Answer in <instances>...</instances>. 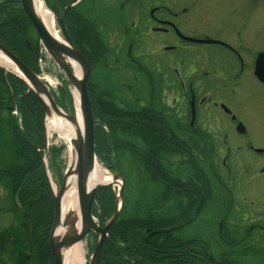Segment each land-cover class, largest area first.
<instances>
[{
	"label": "flooded vegetation",
	"instance_id": "1",
	"mask_svg": "<svg viewBox=\"0 0 264 264\" xmlns=\"http://www.w3.org/2000/svg\"><path fill=\"white\" fill-rule=\"evenodd\" d=\"M85 1L94 8L93 16H95L91 20L87 18V25L80 22L81 13L75 9L83 0H53L54 6L52 5V9L57 18H60L65 8H67L63 15V23L71 41L89 63L91 73L88 81L93 77L91 74L94 71L92 69L94 68V61L98 62L100 60L105 63L107 51L110 53V49L113 48L112 55L108 53L111 59V62H109L110 68H120L125 63H129L128 60L131 58L135 65L133 76L135 84H132L134 93L140 95L138 99L142 105L148 101L149 108L140 105L134 110L127 111L128 108H123L120 111L126 113L132 111L139 125L150 121L151 125L155 126L153 130L160 131L161 142H198L199 159L204 158L209 161L210 158L217 162L216 158L221 155L222 160L217 170L215 169V173L220 177V180L223 179L224 186L222 189H225L227 194L232 193L231 188L227 185L228 182L230 185L236 183V181L240 183L238 184L239 187L236 186L235 188L238 190L243 202L247 200L244 196L245 191L247 192L245 187L251 189L253 185L260 184L264 188V165L259 168L260 161L264 163V152L258 153L255 151V149L264 148V146H255L253 142H228L226 137L219 139L222 133H217L216 130L221 132V126L218 122L216 125L215 122L208 121L212 112L215 110L221 111L224 115V118H222L227 122L225 125L230 122L234 130H237V124L241 123L244 126V131L239 135H246L247 128L243 122L237 118L226 102L220 98L217 99V95L223 92L227 96L239 100L243 97H252L256 91L261 90V86H264V80H260L255 74V61L259 52L255 55L252 46L248 44L242 47V45L228 42L230 34L221 37L217 34L183 28L177 19L181 14L187 13V10L182 8V12L180 11L181 6L179 3L181 1L178 0ZM100 2H102L100 8L105 11L103 17L98 16L95 10ZM126 16L132 17L130 22L128 21V26ZM29 24L32 26L30 21ZM185 37L199 40H217L222 43L196 42ZM37 45V52L34 49L30 52L36 54L38 60L41 61L43 56L46 57L40 43ZM209 46L221 49L224 52L223 55L206 49ZM143 69L147 70L152 76L149 81L143 75ZM146 87L147 89H144ZM127 88L131 90L130 85H127ZM87 89L94 116L96 110L100 111L101 108L94 104V89L90 86ZM143 89L150 94H156L157 100L155 101L145 94L143 97ZM54 95L57 100L60 99L56 94ZM142 97L143 99H141ZM153 101L156 108L161 107L160 112L152 107L154 106ZM2 105L4 110L8 111L10 120H14L15 117L17 122H22L21 115L14 106H11L7 101H2ZM102 105L106 104L102 101ZM105 108L108 111L110 109L108 106H105ZM156 112L164 120L157 118ZM94 119L96 129L97 126H100V120L95 117ZM175 128L179 129L178 135H181L180 137L174 133ZM42 135L43 141L39 142L38 145H34V150L37 152V163H41V168H43L44 160L48 157L59 156L58 150L61 152V147L49 148L44 132ZM202 137H205V140H201ZM219 141L223 145L228 144L225 154H220ZM231 147L235 149L233 154H231ZM186 151L188 153V150ZM242 151L244 154H240ZM161 162V159L159 164L156 162L159 165L157 167L159 170L156 169L158 172L156 171L155 176H160L162 173L167 177L169 176L168 170L164 169ZM34 163H32V166H35ZM18 165L19 161L15 163V166L3 167L0 162V209L8 210L12 214L9 219L0 221V264H45V262L54 264L51 254L50 259L49 256H44L39 251L29 250L30 239L34 248L36 241L38 243V240H35L36 237L45 240L44 233H48L45 232L46 222L42 214L45 210L44 201H48V194L46 197L44 196V200L36 201L34 199L29 201L28 188H25V186L17 187L23 179L20 172L16 173L15 168ZM37 172H40V168ZM248 174H251V176L245 177ZM164 175L163 177H165ZM170 176L174 175L171 174ZM243 177L245 178L243 179ZM258 177L259 179H257ZM190 179L192 181L189 182V180L187 186L179 182L175 184L176 189L182 188L181 195H184V199L186 198L189 203L194 201L193 197L196 195H199V200L202 197L204 198L203 193H206L210 188L208 185L204 189L207 182L204 181L205 179L199 170L193 174L191 173ZM255 179L257 181H254ZM45 184L44 179H41L40 184L34 188V191L41 189L42 185L46 187ZM233 194L236 195V192H233ZM5 199L12 204V208L9 209L2 204V200ZM181 199L183 200V196ZM262 200L263 202L258 206L264 211V198ZM221 202L222 199H219L218 217L220 218V215H223V218H220L219 227L221 233L225 235L221 239L228 240L229 247L219 246V251L213 257L214 263L242 264L236 260V258L240 259L238 256H242V252L236 254V250L237 248H247V251L255 249L261 253L263 257L262 264H264V212L261 216H257V213H253L249 208L246 209L243 203L238 209L233 201L230 205L223 202V204H220ZM249 204L253 207L255 202L251 201ZM35 205H37V208ZM227 207L229 208L226 209ZM35 210L38 213L33 216V221L34 223L37 222L40 236L30 234L32 229L29 226L32 222L28 216L29 214H35ZM246 210L249 212H245ZM186 215L181 224L178 225L187 224L193 218L188 214ZM233 216L237 218L234 220ZM218 217L217 220H219ZM221 243L223 242L221 241Z\"/></svg>",
	"mask_w": 264,
	"mask_h": 264
},
{
	"label": "rangeland",
	"instance_id": "2",
	"mask_svg": "<svg viewBox=\"0 0 264 264\" xmlns=\"http://www.w3.org/2000/svg\"><path fill=\"white\" fill-rule=\"evenodd\" d=\"M178 1H181V3H179L181 6V8H179L180 11L182 12V8H186L187 10V13L181 14L177 19L178 23L183 26V28H188L197 32L217 34L221 37L228 36L230 34L228 42L242 45V47L245 46V44L251 45L255 55L258 52H264V0ZM43 2L52 12L56 23L55 28L57 29V35L61 38V34L58 29L59 26L56 22L57 16L52 9V5L54 6L53 0H43ZM101 3L102 2L99 3L98 8L95 10L98 16L103 17L105 11L100 8L102 7ZM75 9L81 13L80 22L84 23V25H87V18H90L91 20V18L93 19V17H95L93 16L94 8H92L85 0L80 2L77 7H75ZM13 17L14 21L11 23L17 24V21H19L21 24L20 15H15ZM131 19V16H126L127 26L128 21L130 22ZM26 34V46L28 49H30V51L34 49L37 52V44H39L40 41L32 26L29 28L27 27ZM206 49L220 55H223L224 53L217 47L209 46L206 47ZM111 51H113V48L112 50L110 49V53L107 51L105 63L100 60V62L94 61V68H92L94 71L91 74L93 77L87 81L88 87L90 86L93 88L95 92L94 104L101 108V102L103 101L106 105H110V107H113L114 105L119 109L128 108L127 111L134 110V108L142 105L139 103L138 99L140 95H135L134 93L133 85L135 83L133 76L135 65L130 58L128 60L129 63H125L124 66H120V68L118 67L116 69L110 68L109 62H111V59L108 56V53L109 55H112L111 53L113 52ZM3 56L9 60L5 55ZM220 58L222 57L220 56ZM34 61L35 63H31L34 70L31 68L30 69L39 75L40 78L44 77V81H46L48 84L50 83V91L54 90L56 95L61 97L60 100L62 105L58 104V106L67 114H78L77 112H79V108L75 104V97L72 96L73 91L71 87H67V84L64 81L65 76L63 74L62 68L50 57L44 58L43 56V60L41 61H39L38 57H36L34 58ZM73 63L74 62L71 61V64L69 65L72 67L71 70L74 69ZM11 64L13 63L11 62ZM8 71L11 70H8L0 65V76H3V73L6 74ZM136 73L138 74L139 72ZM143 75H145V78H147L148 81L150 78H152L149 72L144 69ZM57 79L60 81V85H64L70 92L69 95L71 98V103L67 100V98H65V96L63 98V96L60 95V86L56 82ZM127 85L131 86L132 91L127 88ZM261 87V90L256 91L252 97H243L239 100L237 98L235 99L229 97L223 92L217 95V99L220 98L222 101L226 102L231 107L237 118L241 120L247 128L246 135L240 136L239 133L235 131L236 129L234 130L229 121L228 122L230 126L229 124H227L228 127L225 125L227 122L225 119H223L224 115L221 113V111L215 110L210 115L208 121L215 122L216 125L218 122L219 126H221V132H219L220 130H216L218 131L217 133H222L219 139H224V137H226L228 142H253L255 146H264V86ZM144 89H147V87ZM144 89L142 91V96L145 94L147 97L150 96L155 101L157 100L156 94H150ZM7 92V87L0 77V100L5 102L8 96ZM143 97L141 99H143ZM146 103L142 106L149 108L148 101ZM153 103L154 106L152 107L156 108L154 101ZM160 108L161 107L156 108L157 112H160ZM129 112H127V114H133L132 111ZM157 112L156 116L157 118H160L161 115ZM9 116L10 115H8L7 110H4L3 108L0 109V162L2 163L3 167H9L15 166V163L19 161L18 167L15 168L16 173L18 174V172L23 170L24 165H20V159L17 157V154H19V147L17 145L18 141L16 140V136L12 130V127H10L11 122ZM130 118H133V120L129 119L127 120L129 122L125 121V124L121 125L119 129L118 127L114 126L110 128L107 125H103L102 128L97 126L95 129V145L98 147L97 158H100L98 162L99 165L108 172L107 174L113 175L118 173L122 176L123 180L121 182V179L118 178L119 182L114 184V187L111 185L106 186L108 188H106L104 194H95V201L96 197H101L100 200L97 199L98 202H95L94 208L92 210L94 219L99 223V225L104 224L112 215L115 196L118 195L122 183L123 191L121 207L119 218L116 222L117 227L120 229L121 226L124 228V226L129 225V223L131 224L129 226L136 225L134 226L137 228L135 232L132 230H125L126 232L124 233L128 236V238L132 237L131 240H135L136 242L143 241L146 244L155 242L158 245H161L165 243L172 247L184 246L188 245L189 243H197L199 244L196 247L197 251L200 252L201 250L204 252L207 248V255L213 259V257H215L214 254L219 251V246L223 245L225 247H229V241L224 240L223 238L221 239V237H225V235L224 233H221L219 227V222L223 218V215H220L221 219L218 217L219 199H222V202L226 205H230L233 201L238 209H240L239 207H241V203H243L246 209L249 208L253 213H257V216L262 215V212L264 211L261 210L259 206L261 205V202H263L262 199L264 198L263 185L255 184L251 187V189L245 187V190L249 192L247 193L245 191L246 194L244 196L247 198V200L243 202V200H241V196H239L238 190L235 188L236 186L239 187L238 184L240 183L236 181V183H232V185H230L229 182L227 183L225 181L232 190L231 194H227L225 189H222L224 186L223 179L220 180V177L215 173V169L217 170L222 160L221 155L216 158L217 162H214L210 158L209 161L207 159L205 160L204 158V160L199 159V152L197 150L199 148L198 142H161L160 140L162 139L160 136V131H154L153 129L155 126L151 125L150 121L139 125L137 123V119H134L133 115ZM56 119L60 118H55L50 126L45 124L47 131L46 135L48 137L49 148L61 147V152L59 156H55L54 158L48 157V159L44 160L43 168L40 169L39 173H36V176L32 177V180L37 176L42 177V179H44L46 182V190H48V201H44L47 206L45 205V210L42 212L44 216L43 218H45L46 222L45 232L48 233H44L46 236L45 240L36 237L35 240H38V243L36 241L35 247L32 248V250H34V252L39 251L41 252L40 254L49 257L51 256V253L49 248L48 234H50L52 228L55 209V199L53 196V192L55 190L54 186L57 187L56 185H62V178L66 174L71 157L68 147L69 144H67L69 139H67L65 135L61 134V132L56 129V127L54 128ZM100 119L101 118H99V120ZM160 119L164 120L163 118ZM18 124L20 125V122H18ZM174 133L177 136L179 129L175 128ZM176 136H174L175 139H177ZM178 136L180 137L181 135ZM111 137L114 138V141L111 140ZM241 137L242 139H240ZM163 138L165 139V137ZM202 139L205 140V137H202L201 140ZM110 142H112L111 146H113L114 149L109 151V147L107 152L106 145L107 143L110 144ZM32 146L34 148V145ZM218 146H220L221 149L220 154H225L228 144L223 145V143L219 141ZM132 148L134 150H132ZM186 150H188V153ZM231 151V154H233L235 149L231 147ZM240 154H244V152L242 151ZM254 158L256 157L254 156ZM160 159L162 160L161 165L164 167V169L168 170L169 176L167 177L162 173L160 176H155L158 172L157 170H159L157 167L159 166L158 164L160 163ZM145 161L148 165H151V162H158V164H154L152 170V167H145ZM111 164L114 165V167L116 166V173L110 172L109 166H111ZM263 165L264 163L260 161L259 168ZM196 170L200 171V174H202V177L205 179L204 181L208 183L210 188L206 193H203L204 198L202 197L200 199L202 200L201 203L199 200V195L193 197L194 201L189 203L188 200L186 201V198L184 199V195H181L183 191L182 188L179 187V190L178 188L176 189L175 184L176 182H179L184 183V185L187 186L188 181H192L190 179L191 173L193 174ZM222 173L224 172L222 171ZM250 173L252 174V172ZM171 174L174 176H170ZM251 174H248L245 177H250ZM163 175L165 177H163ZM245 177H243V179ZM257 179H259V177ZM257 179L254 181H257ZM27 186L28 185L25 184V188ZM35 187H37V183L35 184ZM233 192H236V195L233 194ZM182 196L183 200L181 199ZM251 201L255 202L253 207L249 206V202L251 203ZM222 202L220 204H223ZM2 204L6 205L9 209L12 208V204H10L6 199L2 200ZM245 212L249 211L246 210ZM37 213L38 211L35 210V214L32 215L35 216ZM185 213L192 216L193 218H191L187 224L178 225L179 223L181 224L184 217L187 216ZM14 215L18 214L15 213ZM11 216L12 214L8 210L6 211L4 209H0V221L7 220ZM28 217L31 221V214H29ZM217 217L219 220H217ZM236 218V216H233L234 220ZM31 222L32 223H30L29 227L33 231L31 230L30 234H32V236H40L41 233H38V227L36 224L37 222ZM116 222L114 224H116ZM118 223H120V225ZM159 230L162 232L149 236L152 231L154 232ZM97 238L98 231L92 229L87 233V236L80 241L84 245V259L86 261L90 259V255L95 248ZM35 240H33V242H35ZM220 240L223 243H221ZM200 243L205 247H200ZM236 252V254H240L242 252V256H238L240 259L236 258L237 262H241L242 264H262V254L255 249L247 251V248H237ZM156 262L147 261L143 264H157ZM45 264L49 263L45 262ZM158 264L168 263L164 262Z\"/></svg>",
	"mask_w": 264,
	"mask_h": 264
},
{
	"label": "water",
	"instance_id": "3",
	"mask_svg": "<svg viewBox=\"0 0 264 264\" xmlns=\"http://www.w3.org/2000/svg\"><path fill=\"white\" fill-rule=\"evenodd\" d=\"M21 6L34 29L36 30L40 43L43 45L50 57L62 68L64 76L72 89V94L75 97V104L79 108L78 114L65 113L56 103L49 90L44 85L40 76L30 70L23 62H21L13 53L6 49L0 43V52L5 55L13 65L18 69L21 76L20 79L24 82L30 92L37 98L41 104L45 114V124L49 125L55 118H60L70 123L75 129L74 137L69 140L71 146V153L75 156V160L70 162L66 174L63 178L61 186L56 185L57 192H53L55 199V209L53 215L52 228L49 235V248L55 264H64L62 253L65 248H69L73 243L82 239L90 230L98 231V238L95 248L90 255V259L85 261V264H99L102 247L105 237L108 234L110 227L117 221L120 212L123 185L119 189L118 195L115 196V203L113 206L112 215L102 225L94 219L92 215V206L96 194V189L99 186H107L118 183V178L122 180V176L113 174L112 183L97 184L92 187L89 186L90 174L93 170L94 164L97 162L95 154V133H94V119L91 110V104L87 91V80L90 75V68L87 61L80 53L78 48L71 41L67 30L63 23V15L67 8H65L60 18H56V22L60 29L61 40L54 38L47 30L41 19L37 16L34 6V0H21ZM186 38V37H185ZM190 41H201L186 38ZM213 42V41H201ZM74 62L80 69V77L77 78L75 70L68 64ZM256 75L260 80H264V54H260L256 60ZM80 114L81 129L77 123V116ZM48 122V123H47ZM45 125V126H46ZM241 126L239 125L240 129ZM46 129V128H45ZM243 132L244 130H239ZM47 132V131H46ZM256 151H262L257 149ZM73 176L76 178V187L78 192V205L80 218L78 220L75 212L70 211L63 216L61 201L66 188L67 178ZM202 200H200L201 203ZM77 222H80L79 228H76ZM63 231V234L60 232ZM162 232L152 231L150 235Z\"/></svg>",
	"mask_w": 264,
	"mask_h": 264
},
{
	"label": "trees",
	"instance_id": "4",
	"mask_svg": "<svg viewBox=\"0 0 264 264\" xmlns=\"http://www.w3.org/2000/svg\"><path fill=\"white\" fill-rule=\"evenodd\" d=\"M15 15L21 16V24L19 21H17V24L11 23L14 21L13 16ZM27 27L29 28L30 24L28 17L20 7V0H0V43L21 59V61L29 68L34 70L31 63H35L34 58H36V55L31 54L25 43V39L27 38ZM0 77L4 81L8 90V96L5 102L7 101L11 106H14L19 111L22 118L20 125L17 122V118L14 117V120H10V127H12L16 140L18 141L17 145L19 147V154H17V156L20 159V165H24L23 170L20 171L23 179L17 187L25 186V184L28 185L29 201H33L34 199H36V201L44 200V196L46 197L48 194L46 187H43L42 185L41 189L34 191L35 184H40L42 177L37 176L32 180V177L36 176V173H38L37 171L39 168L41 169V163H37V152H35L32 145H38L39 142L43 141V108L37 98L17 76L11 73H3V76ZM60 95H62L63 98L65 96V98H67V100L71 103L70 95L64 89L60 90ZM58 98L61 97L59 96ZM56 101L58 104L62 105L60 99H56ZM102 106L100 111L96 110L94 113L95 118L102 119H100L101 121L99 123L100 128H102L103 125H107L110 128L114 126L119 129L121 125L125 124V121L129 122L127 120H133V118H130L132 115L135 119V114L131 115L126 112H122L114 105L113 107H110V105ZM105 106L110 107L109 111L106 110ZM1 108L4 109L2 100H0V109ZM111 140L114 141V138L111 137ZM111 143L112 142H110V144L107 143L106 145L107 152L109 147V151L114 149L113 146H111ZM132 150L134 149L132 148ZM96 151L98 152V147L96 148ZM57 153L59 154L60 151L58 150ZM32 163H34L35 166H32ZM154 164L156 163L151 162V165H148L146 162L145 167H152L153 170ZM109 167L111 172L115 173V171H117V168L115 169L116 166L114 167V165L111 164ZM207 186L208 183L204 186V188L206 189ZM106 188L108 187H98L96 193L104 194ZM97 199L100 200L101 197H96V202H98ZM33 220L34 218L31 214V221ZM118 224L120 225V223ZM129 225L131 224L129 223ZM129 225L124 226V228L121 226L120 229L117 227L116 222V224L110 228L109 234L105 239L100 264H143L147 261H157V264L164 262H167L168 264H215L214 260L207 255V248L204 252L201 250L200 252L197 251L196 247L199 245L197 243H189L184 246L172 247L165 243L161 245H158L155 242L146 244L143 241L136 242L135 240H131L132 237L128 238L124 232H126L125 230H132L135 232L137 228L134 227L136 225ZM31 243L32 241L30 239L29 250L32 251L33 247ZM203 246L204 245L200 243V247Z\"/></svg>",
	"mask_w": 264,
	"mask_h": 264
},
{
	"label": "bare ground",
	"instance_id": "5",
	"mask_svg": "<svg viewBox=\"0 0 264 264\" xmlns=\"http://www.w3.org/2000/svg\"><path fill=\"white\" fill-rule=\"evenodd\" d=\"M34 6L37 16L41 19L47 30L51 33V35L54 38L61 40V38L57 35L54 16L52 12L46 7L43 0H34ZM0 65L21 76L18 69L13 64H11V62L7 60L2 54H0ZM73 68L75 70V75L77 76V78H79L80 77L79 67H77L73 63ZM77 123L79 128L81 129L82 123H81L80 114L77 116ZM55 127L61 132V134L65 135L67 139L74 137L75 129L70 123L66 122L65 120L56 119V123H54V128ZM74 160H75V156L72 155L71 153L70 162ZM112 182H114L112 175L107 174L105 170L99 165V163L96 162L90 174L89 186L92 187L97 184H108ZM66 185L67 186L65 188V192L63 194V198L61 201L62 214L63 216H65L70 211H73L75 212L79 220L80 213H79V205H78L76 178L73 176L68 177L66 181ZM54 188H55L54 192L56 193L57 188L55 186ZM79 226H80V222H77L76 228H79ZM60 234H63V231L60 232ZM84 253L85 251H84L83 243L77 241L73 243L69 248L67 249L65 248V250L62 253L63 262L64 264H85Z\"/></svg>",
	"mask_w": 264,
	"mask_h": 264
}]
</instances>
